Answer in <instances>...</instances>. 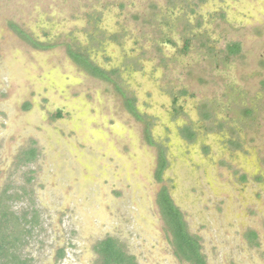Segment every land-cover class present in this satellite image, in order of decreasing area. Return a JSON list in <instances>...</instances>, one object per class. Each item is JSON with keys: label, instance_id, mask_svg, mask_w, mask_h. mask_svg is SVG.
<instances>
[{"label": "rangeland", "instance_id": "rangeland-1", "mask_svg": "<svg viewBox=\"0 0 264 264\" xmlns=\"http://www.w3.org/2000/svg\"><path fill=\"white\" fill-rule=\"evenodd\" d=\"M248 2L66 0L62 6L78 5V21L70 26L74 31L73 45L88 52L91 63L116 71L110 77L143 97L141 104L152 94L157 102L166 105L172 94L188 91L194 98L184 108L189 116L172 117L168 104L153 113L166 110V119L174 124L182 118L198 131L199 140L224 124V130L231 134L228 133L233 150L236 142L245 145L238 154L240 158L235 157L237 164L244 168L246 154L251 156L245 166L248 170L254 171L255 161L259 162L252 177L255 180L261 170L264 172V43H251L244 29L233 27L236 4L238 8ZM55 4L51 0H0V208L26 219L19 223L21 231L31 230L20 243L17 255L27 264H94L93 245L109 236L122 241L139 264H186L179 263L173 255L174 248L168 244L169 237L157 212L155 194L162 184L154 179V151L138 146L142 131L128 128L125 120L121 133L114 130L117 134H111L113 139L107 137L111 120L119 126V122L124 123L123 114H118L122 102L113 86L96 80L88 89L85 75L89 74L74 68L64 50L53 58L45 53L46 57L38 56L45 64L37 70L33 69L36 59L32 54L8 42L4 44L3 40L10 38L8 22H26L37 34L39 30L32 27L34 20L52 15L55 25L63 31L66 20L50 9ZM257 4L263 9L264 0ZM80 7L84 12L79 11ZM223 10L229 24L216 16H223ZM233 37H241L246 44L242 46V57L229 59L227 65L212 61ZM68 75H73V82L79 81V88L70 95L60 96L45 88L52 84L60 90L61 84L68 82ZM5 79L3 84L1 80ZM7 87L15 90L11 91L14 94L6 92ZM71 95L77 98L71 99ZM11 96L10 102L4 101ZM21 98L33 101L30 113L17 109ZM203 104L212 113L206 123L198 112ZM60 105L69 106L67 110L78 121L77 129L70 120L56 122L53 114L48 115V109ZM245 109L253 114L245 116ZM162 122L168 124L165 118ZM230 123L233 133L227 129ZM169 128L173 130L170 142L174 144L176 140L182 148L172 151L176 159H170L171 164L180 163L175 168L171 165L165 182L175 179L173 200L183 210L190 234L200 238L206 263L264 264V193L261 199H255L264 190V182L257 184L261 189L252 184L254 193L249 191L247 200L237 201L234 209L211 207V190H197L196 181L203 185L202 180L198 181L201 175L186 160L192 149H185L179 142L178 128L170 124ZM161 129L167 131L165 127ZM96 133L106 135L100 138ZM153 135L160 140L158 132ZM206 137L215 145L220 132H210ZM29 148L38 151L32 162L35 164L23 167L21 154ZM213 150L218 151L216 145ZM190 171L192 176L187 175ZM194 196V202L189 204ZM249 231L257 237L248 243L242 235Z\"/></svg>", "mask_w": 264, "mask_h": 264}, {"label": "flooded vegetation", "instance_id": "flooded-vegetation-1", "mask_svg": "<svg viewBox=\"0 0 264 264\" xmlns=\"http://www.w3.org/2000/svg\"><path fill=\"white\" fill-rule=\"evenodd\" d=\"M52 4L56 3L53 9V6L50 8L51 11L56 14L59 18H64L66 20L65 27L63 26V31L59 26L55 25L53 22L54 18L52 15H49L48 17L42 16L39 19H35L34 22L32 23V27L34 29L39 30V33H34L29 27L27 26L26 22L18 20L16 23L14 22H8V29L7 31L9 32L8 39H4L3 42L6 45V42H8L9 45H12L14 47H19L21 50H26L30 54H32V57L36 59V64H34L35 69L37 67V70L39 68L44 67L42 65L44 61L39 60L38 56L40 55H45L47 54L48 58L54 56L63 54V50L67 56V60L71 61V64H74V68H79L81 71L87 72L89 75H85L87 82L89 83V86L87 87L90 89L91 85L94 84L96 80H104L107 83L111 84L113 88L115 89V94H118V98L121 100L122 104L120 105L121 110H119L118 114L122 113L124 116V123L123 121L119 122V124H116L117 122L111 120L110 126L108 129L107 134H109L107 137H111V134H117L114 133V130L120 132L123 129H125L126 124L125 120L127 123V127H133L135 130H141L143 133V137L140 138L138 146L140 147L141 150L143 149H150L154 151V155L156 157L155 159V171H154V179L156 183L161 185L159 189L157 190L155 194V205L157 208V212L159 215V218L161 219L162 226L164 227L166 234L169 237V242L168 244L174 248V256L177 258L179 263H186V264H191L188 261L184 260L177 252V249L175 245L173 244V236L170 232L169 225L167 218L164 217L163 215V209H162V204L164 203V197L171 203L173 208L177 211V213L181 216V220L185 225L186 232L189 234L190 237L197 243L199 246V254L202 257L203 261L205 264L206 259L204 257V254L201 251V245H200V238L197 235H192L189 232L188 228V222L185 218L183 210L176 205V203L173 200L172 194L175 191L177 185L175 184V179H171V182L167 183L165 182L166 180V173L170 171L171 168V160L170 159H176V157H172V151L175 149H180L182 148L181 146H178L175 142L172 144L170 141L173 140L171 135L173 134V130L169 128V124L171 127H174L177 129V131H180V141L182 145L184 144L186 146L185 149H192L188 151V155L186 156L187 162L192 165L195 171H197L200 175L201 178L198 179V181H203V185H200L197 181L198 191L201 190L203 187L209 188L213 194V198H211V207H223L222 211L226 210V206L229 207L228 210L231 209L236 205L235 203L237 201H243L245 202L247 200L246 196L248 194L254 193V190L251 188L254 187L252 184H262L264 182V172L258 174L257 179L253 180L252 177L254 178L255 176V171H257V165L259 162L255 161V167L254 171L248 170L245 168L246 165H249L248 161L251 156H244V168L241 167L239 164H237V160L235 157H239L238 155L242 150H244L245 145L241 146L242 142H236L234 145L235 150H233V140L230 138L231 135L229 132H226L225 125L222 124L217 130H211L210 132H220V139H214L215 145L217 146L218 151L214 153V142L209 139V137H206L209 133H206L203 139H198V131L189 126L188 124L184 123L182 121V118H179V122L177 124H171L168 122L166 119L168 115L167 111L165 110L163 113H153L154 110H156L159 106V110L165 109V106L168 104L170 106V110L168 112L170 115L173 116H178V115H185L189 116V112L185 110L186 105L191 101L192 98L189 95V92L184 90L179 93V95L175 96V94H172V97L169 98V102L166 103V105L161 104L160 102H157L155 98H153V95L150 94V97L147 99H144L142 104L140 99L143 97L137 96L135 92H130L129 88H123L120 84H118L116 81H114L111 77L110 74L116 75V71H108L104 69V67H101L100 64L98 63H91L89 53H83L82 50H80L79 47H75L74 44V31L70 29V26L72 24H75L76 21H78L76 12L78 9V5L75 4L73 6H62V3H66V0H51ZM89 1V0H88ZM258 0H249V2L246 5H239L237 8L236 4V16L235 17V22L236 26H234L232 23L230 25H233L234 29L238 28L244 29L247 33L244 34L245 38L247 40H250L251 43H264V4H263V9L262 6L257 4ZM223 7V6H221ZM94 9V8H92ZM228 9V8H227ZM80 12H84V10L80 7L79 8ZM224 11V10H223ZM229 11V10H228ZM88 12V10H87ZM86 15V13H85ZM219 19L225 21L229 24L228 21V14L226 11H224V15H217ZM91 20L93 18H90ZM93 21V20H92ZM31 22V19L28 21ZM239 23V24H238ZM238 24V25H237ZM242 46H246L245 43H242L241 37H233V40H230L227 45L225 46L224 51L222 52H217L215 58L212 59V61H215L216 63L219 64L221 62L224 65H227V62H229V59H232L235 61L236 58H241L242 55ZM75 47V49H74ZM186 48H189L186 47ZM45 53V54H44ZM37 55V57H36ZM219 56V57H218ZM46 57V55H45ZM53 58V57H52ZM104 59V57H102ZM236 59V60H239ZM58 60V59H57ZM106 62V61H105ZM19 66L20 64L17 63L16 66ZM264 66V64H261ZM71 67V66H70ZM72 68V67H71ZM18 69V68H17ZM54 70V69H53ZM24 73V72H23ZM51 73V72H50ZM53 74V73H52ZM52 75L49 76L48 79H50ZM68 80L67 83H63L60 86V90L58 91L55 86L52 84H47L48 87H45L46 89H49L53 91L55 94L58 93L60 96L61 95H66L69 94L76 89H78L77 83L79 81H74L73 82V75H68L66 76ZM8 85V84H7ZM84 85V84H83ZM82 90L84 89V87ZM261 85L264 90V81L261 82ZM61 87H62V92H61ZM65 88V89H63ZM132 89V88H131ZM136 89V88H133ZM132 89V90H133ZM6 92L8 91L10 94H14L11 91H15L11 89L10 87H7ZM85 92H87L84 89ZM232 97V95L230 96ZM76 96L71 95V99H76ZM12 99V96L10 98L4 99V101H9ZM184 102V104H182ZM73 103V102H72ZM16 106H18L17 109L22 110L26 112V114L30 113L33 110L34 103L33 101H29L27 99H20V101H17ZM193 108H187L193 110L196 106V104L193 105ZM69 106L65 105H60L54 108L53 110L48 109V115L53 114L52 118L56 122L60 121H66L70 120L72 122V126L74 129L78 128V121L74 119L72 116V113L69 112L68 109ZM172 107V108H171ZM193 112V111H192ZM199 112V117L200 120L204 123L208 122L212 118V113H211V108H207V105L203 104L202 108L198 110ZM243 112V111H242ZM245 116H251L253 114L252 110H247L245 109ZM80 117L84 116L83 114H79ZM163 115L162 117H160ZM8 116V114L6 115ZM165 118V120L168 122V124L163 123L162 120ZM223 123H226V121H222ZM180 124V125H179ZM26 125L27 124H23ZM228 125V124H227ZM230 128H227L230 132L233 133V123L229 124ZM158 127H165L167 131L160 129H157ZM228 127V126H227ZM158 132V134L161 136L160 140L163 138L166 139V142L160 141L157 139L155 140V136L153 135L154 132ZM176 131V130H175ZM118 132V133H119ZM165 132H168L165 134ZM104 133V132H103ZM121 133V132H120ZM229 133V135H228ZM95 134V133H93ZM98 137L103 138L106 134L102 135L99 133H96ZM217 136V135H216ZM222 136V137H221ZM216 138V137H215ZM113 139V137H111ZM111 139L109 141H111ZM114 141V140H113ZM33 142V141H31ZM115 142V141H114ZM172 144V145H171ZM131 145V144H130ZM129 145V146H130ZM240 149V150H239ZM193 151V152H192ZM235 151V152H234ZM38 151L35 148H29V149H24L22 151V165L25 167L26 165H32L35 163H32L35 161V157L37 155ZM195 153V154H193ZM172 154V155H171ZM214 154V155H213ZM171 155V156H170ZM172 157V158H170ZM179 158V157H178ZM181 158H184V154H182ZM179 158V159H181ZM178 159V160H179ZM184 160V159H183ZM180 162L177 164H173V168L175 166L179 165ZM174 170V169H173ZM192 171L187 174L188 176H192L193 173ZM194 182V181H193ZM164 183V184H163ZM252 186V187H250ZM257 187H260L257 185ZM197 188V187H196ZM195 188V189H196ZM261 189V187H260ZM250 191V192H249ZM264 193V190L260 193L259 195L255 198L257 201L262 198L261 194ZM192 193H190L191 195ZM193 195V194H192ZM197 196V195H196ZM194 196L193 200L189 202L188 199L187 202L189 204L194 202V199L196 198ZM241 199V200H240ZM163 201V202H162ZM209 205V204H208ZM209 206H206V208H211ZM243 209V208H242ZM244 223V222H241ZM243 226V225H242ZM243 238L249 243L252 242L256 239V233L253 231H249L248 233H245L242 235ZM106 238H113L117 240L120 244L124 246V249L126 253L134 258V261L136 264H139L137 256L130 253L127 250L126 245L120 241L117 238L114 237H106ZM106 238H103L99 241H97L93 245V250L94 246L100 242L105 240ZM61 252V251H60ZM95 253V251H94ZM96 255V260L98 259L97 254ZM95 260V262H96ZM95 264V263H94Z\"/></svg>", "mask_w": 264, "mask_h": 264}, {"label": "trees", "instance_id": "trees-1", "mask_svg": "<svg viewBox=\"0 0 264 264\" xmlns=\"http://www.w3.org/2000/svg\"><path fill=\"white\" fill-rule=\"evenodd\" d=\"M163 202V201H162ZM163 215L167 218L170 232L173 236V244L178 254L191 264H205L199 254V246L186 232L181 216L173 208L171 203L164 197L162 204ZM21 220L4 208H0V264H27L28 262L17 255L20 243L30 236V229L21 231ZM98 256L95 264H136L134 258L128 255L124 246L113 238H106L94 246Z\"/></svg>", "mask_w": 264, "mask_h": 264}, {"label": "crops", "instance_id": "crops-1", "mask_svg": "<svg viewBox=\"0 0 264 264\" xmlns=\"http://www.w3.org/2000/svg\"><path fill=\"white\" fill-rule=\"evenodd\" d=\"M36 56H37V55H36ZM43 64H45V62H44ZM0 72H2V71H0ZM4 76H7L5 71H4ZM0 78H1V75H0ZM5 81H6V79H5V80H1V82H2L3 84H4Z\"/></svg>", "mask_w": 264, "mask_h": 264}]
</instances>
